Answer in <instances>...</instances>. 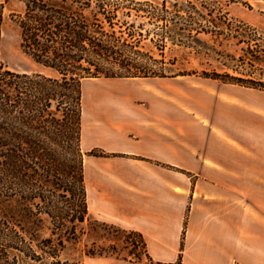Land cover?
<instances>
[{
	"label": "trees",
	"instance_id": "obj_1",
	"mask_svg": "<svg viewBox=\"0 0 264 264\" xmlns=\"http://www.w3.org/2000/svg\"><path fill=\"white\" fill-rule=\"evenodd\" d=\"M20 2L23 12L10 19L20 29L21 51L41 71L21 73L0 65V264H82L63 256L69 245L81 241L84 224L92 222L114 242L92 256L120 257L115 245L123 241L128 256L122 259L141 263L145 258L153 264L141 234L90 215L83 83L168 77L165 69L150 64L158 62L150 52H142L144 40L162 56L168 43L195 47L202 34L214 37L232 29L231 5L251 9L264 0ZM4 10L0 4V38ZM134 13L167 32L144 34L143 23L128 20ZM132 237L140 243L130 248Z\"/></svg>",
	"mask_w": 264,
	"mask_h": 264
},
{
	"label": "crops",
	"instance_id": "obj_2",
	"mask_svg": "<svg viewBox=\"0 0 264 264\" xmlns=\"http://www.w3.org/2000/svg\"><path fill=\"white\" fill-rule=\"evenodd\" d=\"M168 99L156 87H114L86 118L83 94L84 152L91 141L115 154L85 159L90 214L94 206L104 222L141 234L158 264H264L259 156L179 119ZM200 126L207 134H193Z\"/></svg>",
	"mask_w": 264,
	"mask_h": 264
},
{
	"label": "rangeland",
	"instance_id": "obj_3",
	"mask_svg": "<svg viewBox=\"0 0 264 264\" xmlns=\"http://www.w3.org/2000/svg\"><path fill=\"white\" fill-rule=\"evenodd\" d=\"M0 4L5 5L6 17L0 38V65L21 73L40 72V67L21 51L20 29L10 19L12 14L23 12L24 4L20 0H0ZM227 11L233 22L232 29H226L223 35L214 37L202 34L201 43H192L195 47L173 46L168 43L162 56L149 39L142 42V52H150L158 61L150 64L156 69H165L168 77L85 81V117L87 118L89 110L99 97L114 87H156L168 94L169 111L175 112L179 119L192 120L200 125L206 123L210 126V134L223 138L232 137L244 150L247 151L248 148L251 153L256 152L264 166V63L255 61L264 60V3L254 4L251 9L234 4ZM128 20L135 22L137 26L143 23V33L150 31L151 37L155 33L167 32L148 24L147 19L137 18L135 13ZM234 78L245 81H235ZM196 128L193 134H207L202 126L199 130ZM91 144L90 141L84 146L87 163L93 164L92 161L103 157L112 159L115 156L100 148L90 149ZM91 211L93 220L104 222L95 214L94 206ZM111 236L94 222L86 223L81 241L68 246L63 260L82 264L134 263L122 259L128 256L123 248V241L115 245L120 257L91 255L102 248L113 246ZM129 241L130 248H133V243H140L137 237H132ZM134 264L151 263L144 258L141 263Z\"/></svg>",
	"mask_w": 264,
	"mask_h": 264
}]
</instances>
